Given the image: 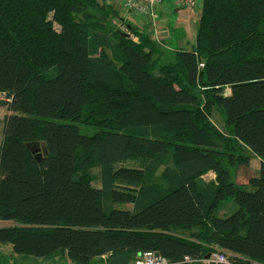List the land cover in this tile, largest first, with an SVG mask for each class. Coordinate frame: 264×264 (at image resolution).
Masks as SVG:
<instances>
[{"label":"trees","instance_id":"obj_1","mask_svg":"<svg viewBox=\"0 0 264 264\" xmlns=\"http://www.w3.org/2000/svg\"><path fill=\"white\" fill-rule=\"evenodd\" d=\"M201 6L195 42L159 63L150 32L111 27L104 0H0V243L72 264L216 248L264 264V0ZM252 154L258 175L240 183Z\"/></svg>","mask_w":264,"mask_h":264},{"label":"rangeland","instance_id":"obj_2","mask_svg":"<svg viewBox=\"0 0 264 264\" xmlns=\"http://www.w3.org/2000/svg\"><path fill=\"white\" fill-rule=\"evenodd\" d=\"M106 4L112 5L117 13L110 15L109 23L111 27L121 30L123 32L130 33L131 37L133 36L128 24L136 26L138 29H143L150 32L151 37L161 50L159 55V63L169 62L174 59V52L179 48H189L193 42H195L196 31L200 19V10H201V0H162L154 6V12L156 17L151 16L150 14H144L134 8L129 9L125 2L128 0H104ZM146 1V0H138ZM190 1H194L195 4L191 5ZM102 2V0H101ZM189 2V3H188ZM184 10L186 8L193 9V13H190L191 16H188L185 12L182 15H178L176 11L178 6ZM160 7V8H158ZM158 8V10H157ZM160 13V14H159ZM179 17V18H178ZM231 91L230 88L226 89V93L229 94ZM3 99V98H2ZM1 100V98H0ZM212 119L215 124L223 131L227 132L225 126V115L221 110L217 109L213 111ZM82 133L88 134L95 131L94 127L86 126L83 124L79 125ZM253 155V154H252ZM117 166H127V167H139L140 163L138 160L130 159L117 164ZM260 163L258 161H251L248 166H241L238 172V181L240 183H246L247 178L258 175ZM161 168L154 178H151L147 183H159L164 184L162 179ZM96 176H99V169L93 170ZM203 180L206 182H211L215 179V173L210 171L202 175ZM95 186H100V181H94ZM250 188V187H249ZM252 189V188H250ZM118 208H132V204L117 203L115 204ZM238 208L237 203L232 199H228L224 205L218 211L219 216H226L233 213ZM180 234L188 235V232H181ZM12 246L11 244L0 243V259L2 260L0 264H20L22 263L18 257L19 254L14 253L13 250L8 249ZM10 250V251H9ZM23 256V255H21ZM36 260L34 261L37 264L42 263H52L54 258H37L33 257ZM43 260V261H42ZM172 262V261H171ZM29 263V262H27ZM175 263V262H173Z\"/></svg>","mask_w":264,"mask_h":264},{"label":"built area","instance_id":"obj_3","mask_svg":"<svg viewBox=\"0 0 264 264\" xmlns=\"http://www.w3.org/2000/svg\"><path fill=\"white\" fill-rule=\"evenodd\" d=\"M162 0H128L125 2V5L131 9L134 8L144 14H150L153 17H156L154 12V6ZM189 3V2H188ZM191 5H194V1H190ZM5 94L0 92V98H4ZM236 264L231 260L230 256L223 250L216 248L215 251L210 253L209 257H193L190 255H185L182 260L178 262H171L163 255L159 254L156 251H145L141 256H139L134 264ZM251 264H259L257 262H252Z\"/></svg>","mask_w":264,"mask_h":264},{"label":"crops","instance_id":"obj_4","mask_svg":"<svg viewBox=\"0 0 264 264\" xmlns=\"http://www.w3.org/2000/svg\"><path fill=\"white\" fill-rule=\"evenodd\" d=\"M158 8H160V7H158ZM158 8H157V10H158ZM176 11H178V15H182V13L185 12L188 16H191L190 13H193L192 12L193 9L186 8V9L183 10L181 8V6H178ZM1 100H0V120L3 119L5 114L8 113L7 107L5 105L1 104ZM1 142H2V132H1V126H0V145H1ZM255 160L258 161L259 163L261 162V158L260 157H256V156L253 155L251 161H255ZM0 224H6V223H0ZM7 247H9L8 249L13 250L12 246L11 247L7 246ZM15 257H18V259L22 262L20 264H37L34 261H40V260H36L35 258H32V256H26V255H23V256L18 255V256H15ZM52 258H54V260H53L54 262H52V263H42V264H72L67 256L56 255V256H54ZM1 261L2 260L0 259V263H1ZM27 262H29V263H27ZM90 264H106L105 256L100 257V258L98 257V258L94 259Z\"/></svg>","mask_w":264,"mask_h":264},{"label":"water","instance_id":"obj_5","mask_svg":"<svg viewBox=\"0 0 264 264\" xmlns=\"http://www.w3.org/2000/svg\"><path fill=\"white\" fill-rule=\"evenodd\" d=\"M29 146L32 149V151L35 153L37 160L40 161L43 155L42 152L40 151L41 147L38 144H34V143L29 144ZM209 256L210 254L206 255V257H209Z\"/></svg>","mask_w":264,"mask_h":264}]
</instances>
